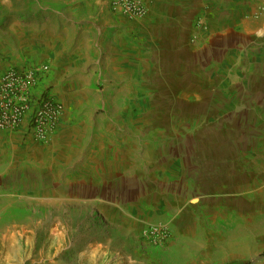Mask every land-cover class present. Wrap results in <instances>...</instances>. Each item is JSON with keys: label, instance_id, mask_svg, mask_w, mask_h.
Here are the masks:
<instances>
[{"label": "rangeland", "instance_id": "374dc122", "mask_svg": "<svg viewBox=\"0 0 264 264\" xmlns=\"http://www.w3.org/2000/svg\"><path fill=\"white\" fill-rule=\"evenodd\" d=\"M224 53L57 70L67 135H0V264H264V54Z\"/></svg>", "mask_w": 264, "mask_h": 264}, {"label": "crops", "instance_id": "0c3cea01", "mask_svg": "<svg viewBox=\"0 0 264 264\" xmlns=\"http://www.w3.org/2000/svg\"><path fill=\"white\" fill-rule=\"evenodd\" d=\"M0 3L6 6L0 19L11 16L4 20L3 28L0 26V48H7L14 56L0 62V76L25 63H47L50 71L38 84L39 90L52 86L57 70L67 71L70 63L78 62L76 58L93 46L98 57L95 64L119 73L132 71L144 56L155 58L147 64L156 66L161 57L182 51L203 57L213 50H222L225 56L239 50L253 60L264 54V0H148L146 13L140 17L114 11L112 0ZM72 41L80 43L69 45ZM31 55L35 61H44L33 63ZM65 117L52 133V140L57 133L67 135ZM0 135L11 147L19 143L26 146L20 140L25 136L23 130H0ZM5 183L6 178L0 177V187Z\"/></svg>", "mask_w": 264, "mask_h": 264}, {"label": "built area", "instance_id": "2783aa9c", "mask_svg": "<svg viewBox=\"0 0 264 264\" xmlns=\"http://www.w3.org/2000/svg\"><path fill=\"white\" fill-rule=\"evenodd\" d=\"M148 0H112L114 11L140 17ZM50 71L47 63L12 67L0 76V130H23L40 144L49 143L68 108L52 86L37 89ZM153 233V232H152Z\"/></svg>", "mask_w": 264, "mask_h": 264}]
</instances>
